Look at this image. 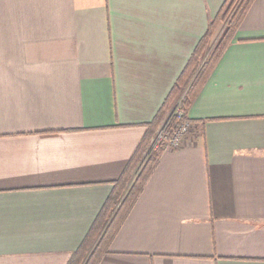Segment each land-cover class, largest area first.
<instances>
[{"label": "crops", "instance_id": "1", "mask_svg": "<svg viewBox=\"0 0 264 264\" xmlns=\"http://www.w3.org/2000/svg\"><path fill=\"white\" fill-rule=\"evenodd\" d=\"M224 1L0 0V264L68 263ZM185 117L98 264H264V0Z\"/></svg>", "mask_w": 264, "mask_h": 264}, {"label": "trees", "instance_id": "2", "mask_svg": "<svg viewBox=\"0 0 264 264\" xmlns=\"http://www.w3.org/2000/svg\"><path fill=\"white\" fill-rule=\"evenodd\" d=\"M253 1L225 0L223 2L214 19L210 21L205 34L197 43L158 114L153 121L147 123V132L134 155L120 177L112 183V191L104 203L99 217L95 220L79 248L73 252L67 264L99 263L165 149V143L160 142L146 157L152 139L156 136L161 124L169 117L175 104L183 115L178 117L176 113H173L167 123V131L171 132L180 123L188 121L185 117L188 107L195 100L206 79L232 41ZM221 27H224V31L205 59L209 45ZM182 95L183 97H181ZM139 166L140 169L138 170ZM137 170L138 172H136Z\"/></svg>", "mask_w": 264, "mask_h": 264}, {"label": "built area", "instance_id": "3", "mask_svg": "<svg viewBox=\"0 0 264 264\" xmlns=\"http://www.w3.org/2000/svg\"><path fill=\"white\" fill-rule=\"evenodd\" d=\"M176 110L177 111L174 113H176L178 117L183 115L182 111H179L178 108ZM167 122H168V119L165 123ZM193 129H194L193 125H191V123H189L188 121L182 122L176 128L171 130V132H167V134L163 137L165 141L161 140V142L163 141V143H165L166 148H169V149L178 148L181 145H183L188 133L190 131H194ZM159 139H162V138L159 136L155 139L154 142L156 143V145L159 144L158 143Z\"/></svg>", "mask_w": 264, "mask_h": 264}, {"label": "rangeland", "instance_id": "4", "mask_svg": "<svg viewBox=\"0 0 264 264\" xmlns=\"http://www.w3.org/2000/svg\"><path fill=\"white\" fill-rule=\"evenodd\" d=\"M223 31H224V27H221L220 28V30H219V33L217 34V36H215L214 38H213V40L211 41V43H210V47H209V49H208V51H207V53H206V56H205V59L209 56V54L211 53V49H213L214 48V46H215V44L217 43V41L220 39V37H221V35H222V33H223ZM184 94V93H183ZM181 97H183V95L181 96ZM178 108V106L177 105H175V107L173 108L174 109V112H176L177 109ZM173 112V113H174ZM170 115H172V112L170 113ZM169 115V116H170ZM168 123V122H167ZM167 123H165V124H163V126H161L159 129H158V131H157V134H156V138L157 137H161L162 139H159L158 140V143H160L161 142V140H164V136L167 134ZM155 138V139H156ZM155 139H153L152 141H151V143H150V146H149V148H148V152L146 153V157L151 153V151L156 147V143L154 142L155 141ZM165 141V140H164ZM163 142V141H162ZM154 143V144H153ZM140 169V168H139ZM138 169V170H139ZM138 170H137V172H138Z\"/></svg>", "mask_w": 264, "mask_h": 264}]
</instances>
